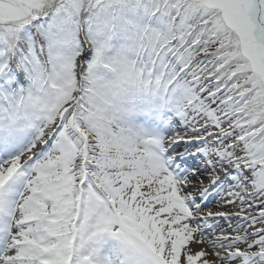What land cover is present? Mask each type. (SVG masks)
I'll return each mask as SVG.
<instances>
[{
	"label": "snow or ice",
	"instance_id": "6c2138e0",
	"mask_svg": "<svg viewBox=\"0 0 264 264\" xmlns=\"http://www.w3.org/2000/svg\"><path fill=\"white\" fill-rule=\"evenodd\" d=\"M0 264H264V0H0Z\"/></svg>",
	"mask_w": 264,
	"mask_h": 264
},
{
	"label": "rangeland",
	"instance_id": "374dc122",
	"mask_svg": "<svg viewBox=\"0 0 264 264\" xmlns=\"http://www.w3.org/2000/svg\"><path fill=\"white\" fill-rule=\"evenodd\" d=\"M201 245H197V244H193L192 247H193V250H197L198 247H200Z\"/></svg>",
	"mask_w": 264,
	"mask_h": 264
},
{
	"label": "bare ground",
	"instance_id": "6f19581e",
	"mask_svg": "<svg viewBox=\"0 0 264 264\" xmlns=\"http://www.w3.org/2000/svg\"><path fill=\"white\" fill-rule=\"evenodd\" d=\"M201 247V246H200ZM199 248V247H198Z\"/></svg>",
	"mask_w": 264,
	"mask_h": 264
}]
</instances>
